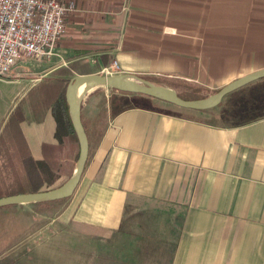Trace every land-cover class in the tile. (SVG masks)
Segmentation results:
<instances>
[{
    "label": "crops",
    "instance_id": "obj_1",
    "mask_svg": "<svg viewBox=\"0 0 264 264\" xmlns=\"http://www.w3.org/2000/svg\"><path fill=\"white\" fill-rule=\"evenodd\" d=\"M73 1L56 55L21 61L36 68L0 79L26 82L0 118V138L12 102L43 85L31 76L104 74L117 60L114 75L196 101L264 69V0ZM220 105L188 109L109 86L90 92L81 102L88 160L63 220L109 236L139 221L140 254H156L157 264H264V112L244 120L221 113L223 121ZM250 106L264 111V99ZM50 110L55 138L74 147L58 137Z\"/></svg>",
    "mask_w": 264,
    "mask_h": 264
},
{
    "label": "rangeland",
    "instance_id": "obj_2",
    "mask_svg": "<svg viewBox=\"0 0 264 264\" xmlns=\"http://www.w3.org/2000/svg\"><path fill=\"white\" fill-rule=\"evenodd\" d=\"M35 68L30 64L19 63L12 73ZM31 77L30 84L43 85L37 84L19 101L14 100L10 111L13 109V113L18 105L24 108L33 102L40 114L35 113V105L31 106L26 112L23 110V126L16 127L15 121H12L1 131L4 134L0 138V199L62 187L73 176L79 159L75 142L74 147H70V143L55 138L56 126L50 110L71 78L54 73ZM260 83L254 90L250 88V93L243 86L232 91L217 108L218 117L225 121L221 114L225 113L235 120H244L248 115L263 113V110H253L250 106L254 98L259 103L263 102L264 82ZM24 84L0 82L2 120L9 114L6 110L16 90L20 92ZM51 86L56 87L53 90ZM106 86L100 85L98 88ZM49 91L50 96L47 94ZM42 94L44 100L39 102ZM26 134L30 139L29 144ZM71 197L60 201L17 203L0 207V264H157L156 254H140L139 221L129 222L128 232L123 228L109 236L94 229L83 230L72 220H63L62 211ZM131 247L133 250L138 249V252L133 253ZM140 257H144V261Z\"/></svg>",
    "mask_w": 264,
    "mask_h": 264
},
{
    "label": "built area",
    "instance_id": "obj_3",
    "mask_svg": "<svg viewBox=\"0 0 264 264\" xmlns=\"http://www.w3.org/2000/svg\"><path fill=\"white\" fill-rule=\"evenodd\" d=\"M75 11L73 0H0V79L13 80L21 61L55 56L67 17ZM118 68L115 60L104 74L114 75Z\"/></svg>",
    "mask_w": 264,
    "mask_h": 264
},
{
    "label": "water",
    "instance_id": "obj_4",
    "mask_svg": "<svg viewBox=\"0 0 264 264\" xmlns=\"http://www.w3.org/2000/svg\"><path fill=\"white\" fill-rule=\"evenodd\" d=\"M263 77L264 69L233 81L209 99L189 101L181 98L176 90L171 87L155 85L134 75L89 74L75 76L69 81L65 93L71 119L77 132L80 145V155L73 176L67 183L57 189H52L45 192L25 193L1 198L0 207L17 203H42L48 201H56L69 198L73 195L81 180L89 155V141L81 117V101H79L76 97L74 93L75 89H84L89 84L95 81H101L105 85L113 88L132 93L144 94L158 99H164L183 108L208 110L220 105L223 98L232 91Z\"/></svg>",
    "mask_w": 264,
    "mask_h": 264
},
{
    "label": "trees",
    "instance_id": "obj_5",
    "mask_svg": "<svg viewBox=\"0 0 264 264\" xmlns=\"http://www.w3.org/2000/svg\"><path fill=\"white\" fill-rule=\"evenodd\" d=\"M67 85L68 84L65 85L60 98L52 104L51 106L52 113L57 121L58 137L66 135V136H69L71 139H73V141L78 147V156H79L80 155L79 140H78L77 132L75 130V127L71 119L69 106L67 104L66 96H65ZM51 87L54 90L56 86L55 87L51 86ZM24 120H25V115H24L23 109L21 108V106L18 105L15 111L9 117V120L6 124V128L8 127L9 124L12 123V121H15L16 127H19L20 123L23 122ZM62 200H65V199H62ZM57 201H60V200H57Z\"/></svg>",
    "mask_w": 264,
    "mask_h": 264
},
{
    "label": "bare ground",
    "instance_id": "obj_6",
    "mask_svg": "<svg viewBox=\"0 0 264 264\" xmlns=\"http://www.w3.org/2000/svg\"><path fill=\"white\" fill-rule=\"evenodd\" d=\"M100 85H105V84L101 81H95V82L89 84L84 89H75L74 93H75L76 97L78 98V100L82 102L91 91H93L94 89H96Z\"/></svg>",
    "mask_w": 264,
    "mask_h": 264
}]
</instances>
